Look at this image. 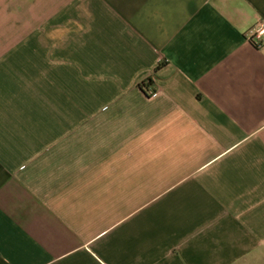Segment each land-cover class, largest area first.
Listing matches in <instances>:
<instances>
[{"label":"crops","instance_id":"crops-1","mask_svg":"<svg viewBox=\"0 0 264 264\" xmlns=\"http://www.w3.org/2000/svg\"><path fill=\"white\" fill-rule=\"evenodd\" d=\"M261 27L264 0H0V264H264Z\"/></svg>","mask_w":264,"mask_h":264},{"label":"built area","instance_id":"built-area-1","mask_svg":"<svg viewBox=\"0 0 264 264\" xmlns=\"http://www.w3.org/2000/svg\"><path fill=\"white\" fill-rule=\"evenodd\" d=\"M263 36H264V27H261L251 34L250 39L255 43H259L263 39ZM150 93H152V91Z\"/></svg>","mask_w":264,"mask_h":264},{"label":"trees","instance_id":"trees-1","mask_svg":"<svg viewBox=\"0 0 264 264\" xmlns=\"http://www.w3.org/2000/svg\"><path fill=\"white\" fill-rule=\"evenodd\" d=\"M151 85V80H149L148 82H145L144 84H143V87L145 88V89H148V86H150Z\"/></svg>","mask_w":264,"mask_h":264}]
</instances>
